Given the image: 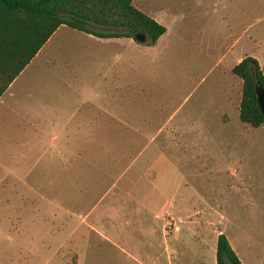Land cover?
<instances>
[{"label":"rangeland","instance_id":"1","mask_svg":"<svg viewBox=\"0 0 264 264\" xmlns=\"http://www.w3.org/2000/svg\"><path fill=\"white\" fill-rule=\"evenodd\" d=\"M131 4L162 15L155 43L59 25L0 98V264H135L96 231L166 264L152 212L187 188L219 207L240 264H264V123L238 120L230 72L251 41L223 54L258 18L264 39V0ZM172 217V264H214V229Z\"/></svg>","mask_w":264,"mask_h":264},{"label":"trees","instance_id":"2","mask_svg":"<svg viewBox=\"0 0 264 264\" xmlns=\"http://www.w3.org/2000/svg\"><path fill=\"white\" fill-rule=\"evenodd\" d=\"M59 25L99 38L142 34L153 43L165 28L135 8L131 0H0V95L29 63ZM118 28L117 32L89 27ZM230 72L241 80L238 120L252 128L264 123L254 87L264 91V73L257 61L244 56ZM214 264H240L225 236L215 238Z\"/></svg>","mask_w":264,"mask_h":264},{"label":"crops","instance_id":"3","mask_svg":"<svg viewBox=\"0 0 264 264\" xmlns=\"http://www.w3.org/2000/svg\"><path fill=\"white\" fill-rule=\"evenodd\" d=\"M147 16L152 18L157 23L163 24V22L161 20L162 15L160 13L150 12V13H147ZM259 22H260V19L258 18L254 22V24L245 25L241 29V32H242L241 36H238L237 38H235L231 42L229 40V43L226 45L227 47L224 49L225 51L223 52V54L226 55L227 53H230V51L233 49V47H235L241 40L244 41L246 44H248L247 41L250 40L251 41L250 45L248 44L249 46H247L246 48L244 47L243 50L240 51V53L234 57V64L237 63L242 57L250 56L257 61V64L259 65V67L261 68V70L264 73V39H260L261 36L258 35V33L256 31L257 28L255 27V26H257V24ZM165 31H166V28H165ZM248 34H253L252 39L249 38ZM160 36H158L153 43H155ZM123 38L129 39L126 37H123ZM228 39H230V35H229ZM212 47L216 49L215 46H212ZM223 54H221L220 57ZM220 57H218L219 61H220ZM21 71L9 83L7 88L2 92V94L0 95V98L4 94H6V92L12 87V85L14 84V82L16 81L18 76L20 75ZM189 191H191V192H189ZM157 192L158 193L160 192L162 194V187H161V189L157 188ZM147 197H148V200L151 199V196H147ZM212 204L213 203L208 202V200L204 196H202L199 191H197L195 189H191V188H187V191L185 189H181L180 192H176L175 198H174L173 194L171 195V197L164 196L162 203L159 205V207H157V209H155L152 212V215L156 220L160 221L161 237H163L162 250L164 251L165 254H167L166 264H172L171 260L174 259L173 256L176 254V250H173L168 245V241H167L168 234L166 233L167 231L164 229V226L168 222L167 221L168 214L173 216L172 218L175 219V224L179 223L181 225H185L184 230L186 232L190 231L191 235L195 239L199 238L197 236L199 233L198 232L199 226L204 224V225H208L211 228H213L214 229V231H213V233H214V250H215L216 235L220 232L223 234L222 228L220 226L222 224V220L224 219V217L221 214V212H218L219 207H216ZM38 209H39V207H34V210L39 211ZM86 218H87V214H86L85 219L81 218V220L83 219V223L85 224L86 228H88V226L90 224H89V222H86ZM93 224H96V222H94ZM90 227H92V226L90 225ZM182 230L183 229L181 227H178L176 225L175 233L173 235L174 236L173 238L175 240L178 241V239L181 237L179 234H180V231H182ZM96 232L103 239V241L109 243V245H111L115 249L120 250V252H122L123 254H125V252H126L127 257L132 262H134L135 264H142L141 261L138 259V255H137V252L135 249L136 246H134L133 248L130 249V251H128V249L126 250V249L122 248L120 243H119L120 245H117L113 239L108 237L109 235L103 234L102 232H99V231H96ZM146 232H147V236H149V237H151L152 234L154 233V231L151 227H148ZM120 242H122V240H120ZM145 264H155V263L153 262V259H151L150 261L146 262Z\"/></svg>","mask_w":264,"mask_h":264},{"label":"water","instance_id":"4","mask_svg":"<svg viewBox=\"0 0 264 264\" xmlns=\"http://www.w3.org/2000/svg\"><path fill=\"white\" fill-rule=\"evenodd\" d=\"M134 38L137 42H143L145 40V36L142 34H135ZM254 94L258 109L264 117V91L260 87L255 86Z\"/></svg>","mask_w":264,"mask_h":264}]
</instances>
